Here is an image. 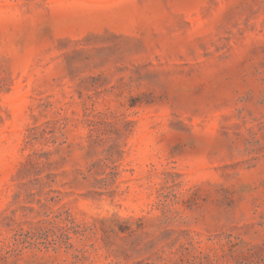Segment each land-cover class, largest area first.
Listing matches in <instances>:
<instances>
[{"label":"rangeland","instance_id":"1","mask_svg":"<svg viewBox=\"0 0 264 264\" xmlns=\"http://www.w3.org/2000/svg\"><path fill=\"white\" fill-rule=\"evenodd\" d=\"M0 264H264V0H0Z\"/></svg>","mask_w":264,"mask_h":264},{"label":"trees","instance_id":"2","mask_svg":"<svg viewBox=\"0 0 264 264\" xmlns=\"http://www.w3.org/2000/svg\"><path fill=\"white\" fill-rule=\"evenodd\" d=\"M44 224H46V222L42 221V220L37 221L34 224H31L29 230L26 231L23 236L28 238V239H31V238L35 237L36 235H41V233H43L45 231L43 228ZM58 229H60V228H58ZM21 233H23V232H21Z\"/></svg>","mask_w":264,"mask_h":264}]
</instances>
